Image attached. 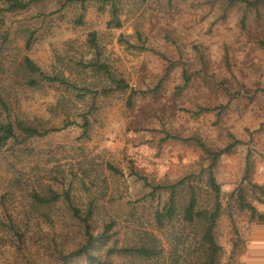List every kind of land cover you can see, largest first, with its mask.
Here are the masks:
<instances>
[{
	"label": "rangeland",
	"instance_id": "obj_1",
	"mask_svg": "<svg viewBox=\"0 0 264 264\" xmlns=\"http://www.w3.org/2000/svg\"><path fill=\"white\" fill-rule=\"evenodd\" d=\"M64 1L48 0L10 15L6 58L18 64L28 55L47 73L62 71L79 86L93 83L95 78L75 63L91 57L87 37L97 31L114 71L131 88L147 94H136L133 106L128 105L129 92L98 96L89 137H82L80 114L91 107L90 96L83 100L58 85H14L12 105L17 113L44 128H60L35 141L32 154L24 156L20 166L43 185L59 190L71 186L81 207L95 201L96 231L115 220L119 245L133 239L136 222L151 228L154 211L168 199L166 191L150 195L147 183L171 184L185 175L201 174L211 164L197 140L209 151L241 141L215 166L225 208L231 193L248 185V160L250 179L264 184V4L256 8L227 0H121L123 26L116 28L108 26L109 6L102 9L98 2H88L85 23L76 25L80 6L63 7ZM27 28L36 33L29 48L20 32ZM6 164L0 157V218H5L1 195L10 178ZM199 184L204 186V176ZM209 196L205 192L202 202ZM248 199L264 217V204L250 188ZM26 205L18 192L7 197L14 213L21 215ZM52 217L57 230H75L61 206ZM40 226L44 235L52 231L42 220ZM216 229L223 264H264V227L251 220L249 212L226 208ZM155 232L164 239V233ZM41 255L45 259L42 250ZM15 259L14 245L0 230V264ZM168 259L169 252V263ZM77 264L85 263L80 258Z\"/></svg>",
	"mask_w": 264,
	"mask_h": 264
},
{
	"label": "trees",
	"instance_id": "obj_2",
	"mask_svg": "<svg viewBox=\"0 0 264 264\" xmlns=\"http://www.w3.org/2000/svg\"><path fill=\"white\" fill-rule=\"evenodd\" d=\"M45 1L48 0H0V157L7 162L10 173L7 191L1 195L5 218H0V230L14 245L16 259L12 264H77L80 258L85 264H223L224 249L218 241L216 228L226 208L247 211L251 220H256L264 227L263 215L248 199L250 188L254 198L264 204V184L254 183L250 179L252 165L249 160L244 174V181L248 182L247 187L242 184L236 188L231 193L226 208L221 200L222 187L215 176L216 162L223 153L232 152L236 145L241 143L239 139H234L220 151H209L204 143L197 140L212 160L201 174L185 175L171 184L147 183L152 187L150 195L155 196L157 192L166 191L169 194L168 199L162 207L154 211L152 227H146L142 221L136 222L132 229L133 239L122 245H119L116 237L117 231L113 230L115 220L106 222L102 230L96 231L95 201L91 200L86 207H81L76 202L71 186L59 190L52 184L43 185L35 175L20 166L24 156L32 154L35 141L60 128H44L17 113L12 105L14 85L19 84L33 89L48 84L58 85L69 92H76L83 100L90 96L91 107L80 114L82 137H89L92 114L98 110L95 105L98 96H108L118 91L129 92L128 105L133 106L136 94H147V91L131 88L125 77L114 71L104 57V48L97 31H90L87 37L91 57L82 58L75 63L95 78L93 83L79 86L62 71L47 73L28 55H24L18 64L8 60L3 52L12 35L8 17L28 11L32 6ZM90 1L92 0L64 1L63 7L73 4L80 6L81 14L74 21L76 25L85 23L84 13ZM94 1L98 2L102 9L110 7L112 17L108 26L116 28L123 26L119 18L121 0ZM227 1L231 5L241 2L256 8L264 4V0ZM40 15L45 16V14L37 16ZM20 32L24 33L26 47L29 48L36 33L29 28ZM139 38H142L141 33ZM220 108L224 109L225 106ZM170 137L173 136L167 135V138ZM9 157H13V161H10ZM110 168L116 170L112 165ZM200 175L204 176L203 187L199 184L202 180ZM204 191L210 195L207 203L202 202ZM16 192L27 199V205L19 211L21 215L14 213L7 206V197ZM59 206L69 212L75 227L72 232L59 231L54 227L52 216ZM228 213L232 217L231 210ZM130 214L135 217V210H131ZM40 220L50 225L52 231L44 235ZM155 230L164 233V239ZM165 242L168 247L165 246ZM41 250L45 253V259L42 255L40 257ZM167 252L169 263L166 260ZM116 258L123 261L117 262Z\"/></svg>",
	"mask_w": 264,
	"mask_h": 264
}]
</instances>
